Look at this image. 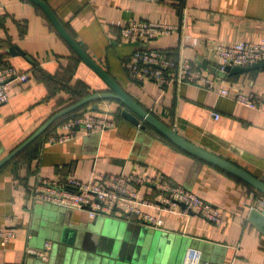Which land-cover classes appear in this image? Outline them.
Wrapping results in <instances>:
<instances>
[{
	"label": "crops",
	"instance_id": "obj_1",
	"mask_svg": "<svg viewBox=\"0 0 264 264\" xmlns=\"http://www.w3.org/2000/svg\"><path fill=\"white\" fill-rule=\"evenodd\" d=\"M46 1L136 102L180 135L264 180V110L232 97L240 91L264 93V65L224 73L213 52L218 43L264 40V0ZM128 20L180 25V31L150 45L199 63L232 96L187 83L163 89L156 82L131 78L125 60L138 44L121 37V26ZM0 63L31 76L25 85L14 84L9 101L0 104V160L81 93L110 89L28 0H0ZM124 110L126 106L115 100H93L81 114L108 116L113 127L80 130L70 140L50 144L48 137L64 131V121L53 123L37 142L0 168V225L16 230L5 245L0 240V264H183L188 248L189 264H264V214L251 208L249 196L256 188L150 125L135 124ZM213 111L220 113L218 119ZM94 170L163 173L173 184L220 208L225 221L217 225L197 212L180 216L145 207L163 217V225L154 227L119 213L92 218L86 210L32 197L39 176L87 180ZM151 193L148 187L140 190L141 195H155ZM63 225L72 228L63 231ZM48 241L47 259L28 253L29 247L41 249Z\"/></svg>",
	"mask_w": 264,
	"mask_h": 264
},
{
	"label": "built area",
	"instance_id": "obj_2",
	"mask_svg": "<svg viewBox=\"0 0 264 264\" xmlns=\"http://www.w3.org/2000/svg\"><path fill=\"white\" fill-rule=\"evenodd\" d=\"M180 28L178 24L155 20H128L122 24L121 37L127 42L138 44L125 60L129 76L136 80L156 82L163 89L173 84L187 83L207 90H218L224 96H232L229 89L220 85L216 76L206 73L199 63L186 55L174 58L169 50L150 45L161 36L180 31ZM213 52L221 71L227 65L252 66L264 61V40L218 43ZM30 79L28 72L0 63V104L9 101L14 84L25 85ZM232 97L248 107L264 110V93L240 91ZM212 115L216 119L220 117L217 111H213ZM114 124L108 116L69 117L63 122L64 131L51 135L47 141L50 144L64 142L76 136L80 130L103 132ZM142 187L150 188L151 195L153 192L155 195H141ZM31 194L38 201L86 210L92 218L119 213L123 216H134L154 227L163 225V217L146 211L145 207L155 209L160 214L171 212L180 216L197 212L217 225L225 221V215L220 208L183 185L173 184L163 173L151 176L94 170L87 180L75 176L62 179L39 176ZM249 196L253 200L251 208L259 209L264 214V194L252 189ZM15 236L14 228L0 225V240L3 245ZM50 246L51 242L48 241L44 248L29 247L27 251L47 259ZM190 249H187L183 264H189Z\"/></svg>",
	"mask_w": 264,
	"mask_h": 264
},
{
	"label": "water",
	"instance_id": "obj_3",
	"mask_svg": "<svg viewBox=\"0 0 264 264\" xmlns=\"http://www.w3.org/2000/svg\"><path fill=\"white\" fill-rule=\"evenodd\" d=\"M30 1L38 5L40 8H42V10L45 12V14L50 19L52 24L55 26L57 31L61 34V36L69 43V45L81 57V59L88 66H90L102 79L105 80V82L109 85L110 89L102 92H93L81 98L80 100L70 104L69 106L59 110L52 116H50L31 136H29L14 150H12L9 154H7L4 158L0 160V168H2L8 161H10L23 149H25L35 139H37L49 126H51L59 118L79 109L80 107L84 106L85 104L93 100L115 99L124 103V105L126 106V110L123 111V114L135 124L141 125L142 128H145L146 125H150L151 127L156 129L158 132H160L162 135H164L166 138H168L170 141L174 142L175 144L195 154L199 158L234 174L235 176L241 178L245 182L252 185L257 190L264 193V180L255 176L254 174L242 168L241 166L237 165L236 163L180 135L170 125L162 121L156 115L151 113L148 109L144 108L138 102H136L132 98V96L109 74V72L96 60H94L90 56V54H88V52L82 47V45L71 35V33L67 30L63 22L56 15V13L54 12L52 7L46 0H30ZM263 65H264V61L258 62L252 66H247V67L227 65L223 72L224 73L229 72L230 74H233L237 72H243L245 70H250L256 67H261ZM62 227H63V231L70 230V228H72L71 226H67V225H63ZM74 238H72L71 242L74 241Z\"/></svg>",
	"mask_w": 264,
	"mask_h": 264
},
{
	"label": "trees",
	"instance_id": "obj_4",
	"mask_svg": "<svg viewBox=\"0 0 264 264\" xmlns=\"http://www.w3.org/2000/svg\"><path fill=\"white\" fill-rule=\"evenodd\" d=\"M28 1H30V0H28ZM31 2V1H30ZM31 3H33V2H31ZM34 4V3H33ZM39 10H41L42 11V13L44 14V16L47 18V20L49 21V23H50V25L57 31V29L55 28V26L52 24V22L50 21V19L47 17V15L45 14V12L42 10V8H40L38 5H36V4H34ZM58 32V31H57ZM58 34L61 36V34L58 32ZM62 37V36H61ZM63 38V37H62ZM63 40L69 45V43L63 38ZM69 47L71 48V50L74 52V54H75V56L77 57V58H79L80 60H82L81 59V57L73 50V48L69 45ZM92 92H87V93H81L73 102H71V103H69V105L70 104H72V103H74V102H76V101H78V100H80L81 98H83V97H85V96H87V95H89V94H91ZM108 100H115V99H108ZM115 101H118V102H120V103H122L121 101H119V100H115ZM122 104H124V103H122ZM68 105V106H69ZM86 105V104H85ZM84 105V106H85ZM84 106H82V107H80L79 109H77V110H75V111H73V112H71V113H69V114H67V115H65V116H63V117H61V118H59L58 120H56L55 122H54V124L53 125H55V124H57V123H62L63 121H65L66 119H67V117H73V116H77V115H82L81 113V111H80V109L81 108H83ZM67 107V106H66ZM51 128H49L47 131H49ZM45 132V131H44ZM42 135V134H41ZM41 135L37 138V139H35L31 144H29L26 148H28L29 146H31L32 144H34L35 142H37L40 138H41ZM174 143V142H173ZM175 144V143H174ZM177 145V144H176ZM179 146V145H178ZM181 147V146H180ZM25 148V149H26ZM182 148V147H181ZM25 149H23L22 151H24ZM193 154V153H192ZM195 155V154H194ZM196 156V155H195ZM198 157V156H197ZM249 184V183H248ZM250 185V184H249ZM250 186H252V185H250ZM253 187V186H252ZM261 192V191H260ZM262 193V192H261ZM264 194V193H263Z\"/></svg>",
	"mask_w": 264,
	"mask_h": 264
},
{
	"label": "rangeland",
	"instance_id": "obj_5",
	"mask_svg": "<svg viewBox=\"0 0 264 264\" xmlns=\"http://www.w3.org/2000/svg\"><path fill=\"white\" fill-rule=\"evenodd\" d=\"M64 207V206H63Z\"/></svg>",
	"mask_w": 264,
	"mask_h": 264
}]
</instances>
